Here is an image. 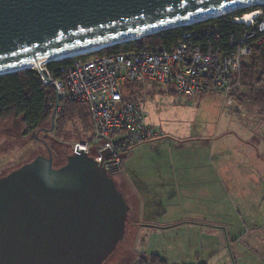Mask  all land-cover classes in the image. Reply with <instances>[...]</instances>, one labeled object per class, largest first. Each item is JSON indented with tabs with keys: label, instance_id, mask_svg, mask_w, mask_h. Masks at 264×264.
I'll list each match as a JSON object with an SVG mask.
<instances>
[{
	"label": "water",
	"instance_id": "95a60500",
	"mask_svg": "<svg viewBox=\"0 0 264 264\" xmlns=\"http://www.w3.org/2000/svg\"><path fill=\"white\" fill-rule=\"evenodd\" d=\"M253 1L259 0H0V72ZM129 211L92 157L69 154L54 167L48 148L47 156L0 177V264H104L124 239Z\"/></svg>",
	"mask_w": 264,
	"mask_h": 264
},
{
	"label": "rangeland",
	"instance_id": "374dc122",
	"mask_svg": "<svg viewBox=\"0 0 264 264\" xmlns=\"http://www.w3.org/2000/svg\"><path fill=\"white\" fill-rule=\"evenodd\" d=\"M262 71L264 66L259 61L255 67L256 76ZM262 80L263 85L258 84L256 77L251 82L245 81L232 105L225 104L221 95L189 97L171 94L165 86L152 83L132 89L133 94L142 99L147 123L160 127L163 135L132 148L123 158L121 173L113 175L130 206L129 222L124 239L104 264H131L142 255L160 254L161 251L171 263L172 257L176 259L180 256V245L186 250H195L198 241H201L199 232L196 234L184 228L179 231L162 229L163 226L156 229L146 226L149 224L146 217L156 222L166 221L176 212H180V218L184 219H200V213H210L212 201L187 200L186 194L197 193L200 185L205 191L213 193L212 197L214 193H225L224 185L220 188L211 180L207 184L191 181L195 175L194 165H201L203 173L209 172L216 147L224 148L225 145L230 149V145L239 143L240 134L245 135L248 139L247 147L243 148L245 153L251 162L260 163L261 171L262 168L264 170V75ZM55 124L50 129V119L44 126L50 130L36 134L35 131H26L20 118L0 121V177L37 155L47 156L48 149L43 141L57 148L53 159L56 165H61L65 161L63 156L69 155L71 144L87 138L85 123L78 117L68 121L63 129L56 128ZM226 157L228 154L224 156L225 160ZM260 183L249 185V192L264 187V183ZM155 197L158 200L163 197L162 204L166 209L165 215L159 219L156 213L161 208L153 205ZM218 202L224 203L223 200ZM249 235V244L252 235L253 238L259 236V241L264 243L263 233L253 231ZM256 242L252 241L253 244Z\"/></svg>",
	"mask_w": 264,
	"mask_h": 264
},
{
	"label": "built area",
	"instance_id": "2783aa9c",
	"mask_svg": "<svg viewBox=\"0 0 264 264\" xmlns=\"http://www.w3.org/2000/svg\"><path fill=\"white\" fill-rule=\"evenodd\" d=\"M259 12L243 21H238L243 16L233 18L238 28L227 35L212 21L217 16L187 25L191 29L169 47L141 37L123 42L127 46L116 52L100 53L101 49L69 57L57 76L46 70V63L36 69L44 85H52L55 93L57 88V105L56 97L50 104L54 122L63 115L67 100L88 107L90 139L73 142L71 154L84 152L113 176L122 171V155L163 135L160 127L147 123L142 99L133 94L132 85H163L189 97L221 95L232 105L245 83L243 65L264 45ZM43 69L50 81L44 80Z\"/></svg>",
	"mask_w": 264,
	"mask_h": 264
},
{
	"label": "crops",
	"instance_id": "0c3cea01",
	"mask_svg": "<svg viewBox=\"0 0 264 264\" xmlns=\"http://www.w3.org/2000/svg\"><path fill=\"white\" fill-rule=\"evenodd\" d=\"M240 135L239 143L230 145V149L225 145L224 148L216 147L217 150L213 153L209 172H201V165L193 166L195 168V175L191 180L193 183L207 184L211 180L215 185L218 183L220 188L221 185H224L223 196L214 193L212 197L213 193L205 191L202 185L197 193L188 192L186 194L187 200L212 201L210 213L207 215L200 213V219H184L180 218V212H176V215H171L172 218L156 222L154 220L152 222V219L146 217L147 223H149L146 226L156 229L163 226L162 229L173 228L179 231L184 228L193 230L196 234L199 232L201 241H198L195 250L193 251V248L186 250L183 245H180V256L176 259L172 257L171 263L168 256L162 251L160 254L152 252L148 255L156 254L167 264H264V243L259 241V236L253 238L254 235H252L249 244L251 232L264 234V213H260L264 212V204H262L264 187L258 188V191L255 188L256 192H249V185H258L260 181L264 183V170L262 168L261 171L259 162L250 161L243 149L247 147L248 139L245 135ZM227 154L228 157L225 160L224 156ZM238 188L244 189L238 190ZM220 200H223L224 203L220 204L218 202ZM154 201L156 203L153 205H159L161 208V211L156 213L157 219H159L166 212L162 204L163 197L160 200L156 198ZM254 240H257L255 244L252 243ZM225 252L226 254L222 257ZM137 263L138 259H134L132 262V264Z\"/></svg>",
	"mask_w": 264,
	"mask_h": 264
},
{
	"label": "trees",
	"instance_id": "16d2710c",
	"mask_svg": "<svg viewBox=\"0 0 264 264\" xmlns=\"http://www.w3.org/2000/svg\"><path fill=\"white\" fill-rule=\"evenodd\" d=\"M256 9H259L261 11L262 17L264 19V3L261 5H257ZM248 11L251 10L247 8L238 9L221 16L219 15L218 18L212 19V21L216 23L220 32L227 35L238 28L236 24L231 23V20L236 17H241ZM190 29L191 26H177L143 36L142 40L153 45H164L169 47L173 45L182 36L183 33ZM121 45L127 46L126 43L121 42V44L117 43L110 45L99 52H116ZM69 61V58L49 61L46 62L45 68L49 73L57 76L60 74L59 69L62 66H65ZM259 61H261L264 66V45L258 46L255 50L254 56L250 59V62L243 65L242 73L244 82H251L256 77V79H258V84L263 85L262 78L264 72H260L257 76L255 72L256 64ZM130 87L132 89H135L136 87L141 86L132 85ZM166 88L167 91L171 92V94H177L173 89L169 87ZM55 97L56 93L54 87L52 85H44L35 68H27L11 73L2 74L0 75V121H5L9 118H20L22 124L28 132L49 131L50 129H46L44 126L50 119L52 125V107L50 106V104L55 101ZM76 117H78L80 120H83L85 123V128H87V138L83 141L89 140L91 136V123L89 118V110L86 104L67 100L65 103V110L63 115L58 119L57 124H55L54 122L55 127L58 129H63L64 125L68 121ZM43 144L47 149H51L50 151L52 153H57V148H52L44 141ZM68 153L71 154V150ZM66 156L67 154L63 156L65 161L61 165L66 162ZM63 157L61 155L62 160ZM53 165L54 167L61 166L56 165L54 159ZM115 183L118 189L122 191L116 181ZM128 222L129 220L127 221V223ZM138 264H167V262L160 256L151 254L148 256H140L138 258Z\"/></svg>",
	"mask_w": 264,
	"mask_h": 264
},
{
	"label": "bare ground",
	"instance_id": "6f19581e",
	"mask_svg": "<svg viewBox=\"0 0 264 264\" xmlns=\"http://www.w3.org/2000/svg\"><path fill=\"white\" fill-rule=\"evenodd\" d=\"M261 3L263 4L264 0H259V1H253V2H250V3H245V4H242V5L238 6V7H236V8H231V10H234V9H246V8L250 9L251 6L256 5V4H261ZM250 10L251 11H248L245 14H243L242 15L243 17L241 16L242 18L239 19L238 21H243L246 18H250V17L257 16V15L260 14V12L257 9H254V10L250 9ZM225 13L226 12L224 11V12H218V13H215V14H211V15H208V16L197 17V18H195L193 20H186V21L180 22L178 24H174L173 26L174 27L187 26V25L193 24V23L198 22V21H202V20H205V19L217 17L219 15L221 16V15H223ZM238 18H240V17H238ZM151 33L152 32H150V31H146V32H142V33H136V34H132V35H129V36H125V37H122V38H117V39H113V40H109V41H103V42L92 44V45H88V46H81V47H77V48H72V49H69L67 51L55 54V55H51V56H46V57L40 58L37 63L36 62L35 63H31V64H28L26 66H23L22 68H38V67L41 68V67H43V65L46 62H49V61L65 59V58L73 57V56H76V55H81V54H84V53L101 50V49H104V48H106V47H108L110 45L121 43V42H125V41H131V40L139 39V38H141L143 36H146V35H149ZM17 70H18V68L10 69L8 71L9 72H13V71H17ZM0 73L3 74V73H6V72H0Z\"/></svg>",
	"mask_w": 264,
	"mask_h": 264
},
{
	"label": "flooded vegetation",
	"instance_id": "af4514ba",
	"mask_svg": "<svg viewBox=\"0 0 264 264\" xmlns=\"http://www.w3.org/2000/svg\"><path fill=\"white\" fill-rule=\"evenodd\" d=\"M51 150V149H50ZM52 153V152H51ZM52 158H53V153H52ZM121 188V187H120ZM122 191H124V190H122Z\"/></svg>",
	"mask_w": 264,
	"mask_h": 264
}]
</instances>
